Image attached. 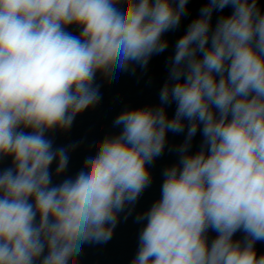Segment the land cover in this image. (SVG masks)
Segmentation results:
<instances>
[{
  "label": "clouds",
  "instance_id": "clouds-1",
  "mask_svg": "<svg viewBox=\"0 0 264 264\" xmlns=\"http://www.w3.org/2000/svg\"><path fill=\"white\" fill-rule=\"evenodd\" d=\"M188 3L0 0V161L10 160L0 168V264H79L86 246L108 243L151 186L169 133L184 136L169 149L178 160L135 217L130 264H264L260 0H206L166 61L159 104L120 112L119 131L97 140L75 175L53 180L78 143L56 146L49 133L101 102L98 77L112 83L165 52Z\"/></svg>",
  "mask_w": 264,
  "mask_h": 264
}]
</instances>
